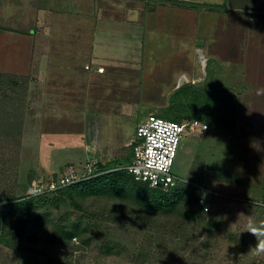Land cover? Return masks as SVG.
<instances>
[{
    "label": "rangeland",
    "instance_id": "1",
    "mask_svg": "<svg viewBox=\"0 0 264 264\" xmlns=\"http://www.w3.org/2000/svg\"><path fill=\"white\" fill-rule=\"evenodd\" d=\"M103 1L0 0V206L70 166L124 162L138 125L157 115L189 124L174 174L209 191L210 211L190 197L155 214L139 205L144 190L48 193L7 214L23 240L0 244V264H264V126L244 118L235 85L254 55L264 72V0H128L159 9L131 45L93 57V22L71 12ZM59 227L77 231L69 246L55 243Z\"/></svg>",
    "mask_w": 264,
    "mask_h": 264
},
{
    "label": "built area",
    "instance_id": "2",
    "mask_svg": "<svg viewBox=\"0 0 264 264\" xmlns=\"http://www.w3.org/2000/svg\"><path fill=\"white\" fill-rule=\"evenodd\" d=\"M197 125V122L192 124L193 131ZM188 127L189 124L186 122H175L157 115L148 116L137 127L134 142L131 144L134 150L133 161L131 165L125 167V170L133 176L135 181L145 183L154 190L168 191L180 184H190L202 192L199 197V206L205 212H209V191L200 185L182 180L174 174L180 144L186 136ZM209 128L208 125L201 124L199 130L207 132ZM99 174V168L93 160H89L82 171L70 166L57 181L46 185L41 183L34 189L31 197L54 193ZM256 205L264 209V191L262 201L256 202Z\"/></svg>",
    "mask_w": 264,
    "mask_h": 264
},
{
    "label": "trees",
    "instance_id": "3",
    "mask_svg": "<svg viewBox=\"0 0 264 264\" xmlns=\"http://www.w3.org/2000/svg\"><path fill=\"white\" fill-rule=\"evenodd\" d=\"M179 5L189 6L187 3H179ZM191 6L194 7L195 5ZM7 78L8 83L11 84L14 89H19L28 85V78L26 77L8 76ZM172 121L180 122L176 120ZM131 153L132 157L125 158L124 162L119 160L111 161L108 159L98 160L96 162V165L100 171L98 176L60 189L58 191H64L67 193L77 191L79 194L83 195L110 192L116 197H123L127 191H131V193L134 194L138 191L144 190L145 195L144 197L139 198V205L143 210L150 211L155 214H159L161 212L172 214L183 205H189L187 200H190V197L196 201V204H199L200 196H196L197 193L199 194V191L196 188H193L191 192L179 187L172 189L169 192H164L163 190H154L145 183L135 181L133 176H131L125 169H121L125 164H127V166L132 164L134 153L133 147H131ZM42 197L46 196L44 195L41 196V198ZM132 197L136 198L135 195ZM38 199L39 197H29L27 199H22L19 202L8 203L0 206V244L2 246L12 250H19L23 236H18L15 231L10 229L11 227L7 224V214L25 205L37 206L40 204V200ZM191 214V210H187L185 215L188 218ZM57 232L58 238H56L55 243L60 244L61 246H69L71 242L78 236L76 230H69L65 227H59Z\"/></svg>",
    "mask_w": 264,
    "mask_h": 264
},
{
    "label": "crops",
    "instance_id": "4",
    "mask_svg": "<svg viewBox=\"0 0 264 264\" xmlns=\"http://www.w3.org/2000/svg\"><path fill=\"white\" fill-rule=\"evenodd\" d=\"M88 3L84 7L76 9L73 13L71 12V14L75 17H81V19L88 17L93 22V26L90 27L93 31L91 41L93 57L101 53L99 47L108 46L107 44L131 45L134 39L133 29L142 24L145 12L150 11V8H152L151 11L159 9V7L151 5L146 10L143 3L140 2L139 4L128 0L103 1L101 5L96 4L93 6L87 5ZM63 13L60 10H52L51 14L60 16ZM117 29L127 30L125 32L120 30L121 39H115L116 33L114 34V31ZM112 39L115 42L110 41ZM103 52L106 53L105 49H103ZM261 55L253 56V68L248 67L247 70L245 69L242 74L237 76L239 82L237 81L235 85L238 88V103L242 104L244 118L251 116V120H258L260 125L264 126V72L261 71L263 69L258 71L259 69L256 68L261 66L258 62L262 58ZM48 64L50 65L48 66ZM51 66H53L52 61H48L47 68ZM247 122L250 123V121ZM262 156L264 157V154Z\"/></svg>",
    "mask_w": 264,
    "mask_h": 264
},
{
    "label": "clouds",
    "instance_id": "5",
    "mask_svg": "<svg viewBox=\"0 0 264 264\" xmlns=\"http://www.w3.org/2000/svg\"><path fill=\"white\" fill-rule=\"evenodd\" d=\"M249 227H250V228H251V227H254V224H251V226H249ZM254 234H255V233H254Z\"/></svg>",
    "mask_w": 264,
    "mask_h": 264
}]
</instances>
